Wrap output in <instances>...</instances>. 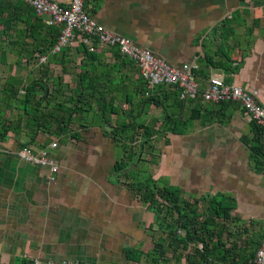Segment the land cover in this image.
I'll return each mask as SVG.
<instances>
[{
    "label": "crops",
    "instance_id": "1",
    "mask_svg": "<svg viewBox=\"0 0 264 264\" xmlns=\"http://www.w3.org/2000/svg\"><path fill=\"white\" fill-rule=\"evenodd\" d=\"M84 4L105 29L129 37L167 63L197 62L194 74L201 90L216 74L225 83L257 91L264 105V0ZM54 25L61 32V24L47 23L30 4L0 0V136L10 123L0 137V264H29L35 257L142 264L144 257L131 260L126 252H146L151 246L155 213L129 186L135 177L177 187L180 197H202L204 204L216 195L231 197L236 202L232 216L264 225V158L254 150L262 146L264 151V139L257 138L256 124L239 103L183 99L173 85L158 86L154 100H148L138 67L116 46L94 39L83 47L77 41L66 46L67 61L53 59L66 48L53 50L60 34L51 33ZM38 78L49 89L47 111L57 112L62 100L68 107L76 100L82 103L65 131L56 127L57 116L50 119V131L43 123L28 124L22 104L10 96L16 87L20 96L23 86ZM133 123L146 125L149 141L142 144L137 128L130 133L133 139L127 130L118 135L111 130ZM54 139L57 146L47 150L58 166L55 173L18 155L27 145L37 150ZM124 145L128 153L141 147L142 160L115 170L116 161L127 159ZM133 168L134 174L125 175Z\"/></svg>",
    "mask_w": 264,
    "mask_h": 264
},
{
    "label": "trees",
    "instance_id": "2",
    "mask_svg": "<svg viewBox=\"0 0 264 264\" xmlns=\"http://www.w3.org/2000/svg\"><path fill=\"white\" fill-rule=\"evenodd\" d=\"M49 29L56 36L60 33V27L57 25L50 26ZM55 41L54 38L49 42L53 44ZM79 44L85 47L83 42ZM67 50H70V48H64L61 54L53 56V59L58 60L59 57L62 59L61 61H67L65 56ZM116 53H119L118 50ZM82 77L81 82H78L77 85V91L79 92L80 87L83 85ZM59 81L62 82V79ZM142 82L143 95L145 96V84L141 78L140 83L142 84ZM23 87L25 89H23L24 92L20 96L19 87L14 88L10 96L16 97L20 101L27 116V122L32 126H39L43 123L46 129L50 131V119L57 116L54 121L56 127L59 131H65L64 129L74 111L79 110L82 106V103H78V100H76L71 107H68L62 100L56 103L57 112L47 111L50 94L45 81L40 78L32 79ZM38 88L42 90L41 95L37 94L36 90ZM64 88L66 87H63L62 90ZM80 95L81 92L78 96ZM145 97L148 100H154L152 94ZM69 99H71V96ZM254 124L256 123L254 122ZM6 125L7 127L4 125L3 128L4 134L0 136L2 138L5 137L8 128H10L9 122ZM122 126L115 129L111 128V130L114 131L115 135H118L117 132L120 129L127 130L130 136V133L137 128L141 132L140 140H142V144L147 142V138L148 141L151 138V134L147 135L145 124L133 123L132 125ZM256 126L257 138L261 139L263 136L260 127L257 124ZM14 127L17 128L18 126L15 125ZM35 136L34 134L30 137L34 139ZM135 137L134 135L130 136L132 139ZM124 146L126 152L129 147ZM254 150L263 154L262 157L264 158L262 146H257ZM141 152V147L134 152L129 151L128 153L127 151V159L122 157L119 161H116L114 169L123 171L130 166V162L137 163L138 159L142 160L139 157ZM134 172L133 168L125 175L134 174ZM129 186L153 210L155 220L152 224L153 238L149 249L146 252L140 249H128L126 252L128 259L138 260L144 257L145 261L142 264H243L253 260L255 251L260 245L264 225L259 221L246 222L238 216H232L231 211L236 205L233 198L216 195L205 204L203 203L205 199L202 197L193 200L184 199L180 197L177 187L159 186L151 177L144 179L135 177L129 182ZM198 243H201L202 247L199 248ZM189 246L191 248L188 250Z\"/></svg>",
    "mask_w": 264,
    "mask_h": 264
},
{
    "label": "built area",
    "instance_id": "3",
    "mask_svg": "<svg viewBox=\"0 0 264 264\" xmlns=\"http://www.w3.org/2000/svg\"><path fill=\"white\" fill-rule=\"evenodd\" d=\"M30 4L35 12L43 17L49 24H62L54 51L64 47H72L77 41L86 45H93L96 39L102 46L117 45L122 55L133 60L145 84V96H149L161 84H172L179 89L181 98L199 99L202 102H231L240 104L242 109L261 130L264 138V105L257 99V91L247 90L241 85L225 83L221 76L213 75L208 79L204 89H200L194 71L198 68L197 62H186L180 67L167 63L163 58L154 56L148 49L135 44L129 37L122 36L105 29L93 20L84 10V0H71L69 6H60L50 0H22ZM38 61H44V56H38ZM57 146V140H52L46 147L34 150L25 146L18 150V155L25 161L48 165L50 171L55 173L58 169L53 158L49 156L48 148ZM264 180V171L262 173ZM198 247H202L198 243ZM31 264H84L79 261L47 260L31 258ZM243 264H264V232L260 245L255 251L253 260Z\"/></svg>",
    "mask_w": 264,
    "mask_h": 264
},
{
    "label": "bare ground",
    "instance_id": "4",
    "mask_svg": "<svg viewBox=\"0 0 264 264\" xmlns=\"http://www.w3.org/2000/svg\"><path fill=\"white\" fill-rule=\"evenodd\" d=\"M56 3V2H55ZM59 5V4H58ZM61 6V5H60ZM84 10H85V8H84ZM85 12H86V10H85ZM87 13V12H86ZM88 14V13H87ZM92 18V17H91ZM93 19V18H92ZM94 20V19H93ZM98 23V22H97ZM53 24V23H52ZM58 24H60V23H58ZM62 25V24H61ZM112 46H116L117 48H118V46L117 45H112ZM119 49V48H118ZM124 56V55H123ZM133 61V60H132ZM134 62V61H133ZM161 85H172V84H161ZM173 86H175V85H173Z\"/></svg>",
    "mask_w": 264,
    "mask_h": 264
},
{
    "label": "rangeland",
    "instance_id": "5",
    "mask_svg": "<svg viewBox=\"0 0 264 264\" xmlns=\"http://www.w3.org/2000/svg\"><path fill=\"white\" fill-rule=\"evenodd\" d=\"M179 233H182V232H179ZM148 246H149V245H148ZM148 246L146 247L147 249L150 247V246H149V247H148ZM143 261H145V258H143Z\"/></svg>",
    "mask_w": 264,
    "mask_h": 264
},
{
    "label": "clouds",
    "instance_id": "6",
    "mask_svg": "<svg viewBox=\"0 0 264 264\" xmlns=\"http://www.w3.org/2000/svg\"><path fill=\"white\" fill-rule=\"evenodd\" d=\"M264 181V180H263ZM198 245V244H197ZM190 247V246H189ZM191 248V247H190Z\"/></svg>",
    "mask_w": 264,
    "mask_h": 264
}]
</instances>
